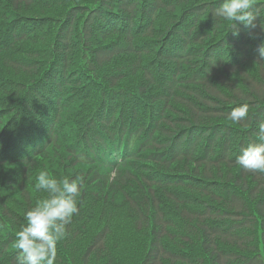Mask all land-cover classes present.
<instances>
[{
    "label": "trees",
    "instance_id": "trees-1",
    "mask_svg": "<svg viewBox=\"0 0 264 264\" xmlns=\"http://www.w3.org/2000/svg\"><path fill=\"white\" fill-rule=\"evenodd\" d=\"M220 1L0 0V261L17 264L15 229L34 207L27 179L48 158L56 175L83 177L55 264L104 249L114 217L93 218L112 195L101 190L123 194L132 229L151 234L132 262L186 264L182 253L200 250L210 264H264V173L237 164L261 142L264 4L247 36L233 25L248 42L229 39L238 50L226 63L207 44ZM203 4L218 29L195 33L178 17H202ZM245 103L247 120H229ZM129 182L142 198L126 193ZM88 221L101 225L81 243Z\"/></svg>",
    "mask_w": 264,
    "mask_h": 264
},
{
    "label": "clouds",
    "instance_id": "clouds-1",
    "mask_svg": "<svg viewBox=\"0 0 264 264\" xmlns=\"http://www.w3.org/2000/svg\"><path fill=\"white\" fill-rule=\"evenodd\" d=\"M255 0H223L215 9L213 16L224 20L239 21L249 29L256 28L257 16L254 14ZM264 29V25H261ZM239 34L238 32L236 33ZM258 60L264 61V45L258 49ZM249 113L247 103L234 108L228 119L239 124L246 121ZM260 143H249L242 149L237 164L253 173H264V121L258 125ZM83 177L62 180L51 177L46 171L39 173L36 188L47 193L46 198L26 212L27 225L16 236L19 250L17 264H55L57 244L66 236L67 226L78 214L77 197L79 182Z\"/></svg>",
    "mask_w": 264,
    "mask_h": 264
},
{
    "label": "rangeland",
    "instance_id": "rangeland-1",
    "mask_svg": "<svg viewBox=\"0 0 264 264\" xmlns=\"http://www.w3.org/2000/svg\"><path fill=\"white\" fill-rule=\"evenodd\" d=\"M34 8L37 9L36 6H34ZM209 23L206 25L209 26ZM211 42L212 40H210V43ZM250 68L255 72V66H250ZM121 83H119V85ZM221 121L227 123L228 120L220 119L219 121H215L214 123L218 124ZM47 159L48 158H45L41 163H39L37 169L35 171H31L27 179V181L30 183L28 185V190L32 195L34 206L36 205L38 200L46 198L48 195L47 193L39 191L36 188L37 177L40 172L46 171L53 178H56L58 180L63 179V177L55 174V167H53V163L48 161ZM224 173L227 174L225 171ZM115 185H118V183L115 182ZM123 188L126 189V193H129L130 195L138 198H142V193L138 190L137 184L135 182H129L128 186ZM93 190L99 191L97 188H93ZM100 192H103V194L110 193L112 195L107 196L106 202L103 207H96L94 212L93 207H91L89 212H93V218H97L102 212L103 214L113 216L114 220L110 221V238L104 244V249L101 252H97L93 257L88 259L85 264H137L136 262H132L129 256H127V258L126 255H129L130 253L133 254L134 249H137L141 252L144 250L145 245L147 246L148 241L150 240L151 234L149 233V230L146 229L141 232L142 230L134 231L132 229V227H134L133 222L136 220V213L133 212L132 207L129 205L127 199L123 194L105 190H101ZM17 198L18 197H15V200ZM15 200H12V198H10L8 202L9 206L13 209L16 208L14 205ZM24 209V204H21L15 210L21 212ZM137 223L142 222L138 221ZM100 225L101 223H94L93 221L84 223V229L82 231H78V233H80V236L78 237L79 239L81 238L80 242L83 243L84 241H86V239L91 237ZM140 225L141 224H139V226ZM15 230L18 232L19 228ZM172 232L179 235L176 230H173ZM182 254L183 256H185L186 264H210L207 257L203 253H201L200 250ZM0 264H8V262L0 261ZM77 264L80 263L77 262Z\"/></svg>",
    "mask_w": 264,
    "mask_h": 264
}]
</instances>
